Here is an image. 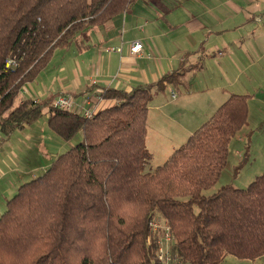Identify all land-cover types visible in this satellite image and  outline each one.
Segmentation results:
<instances>
[{"label":"trees","instance_id":"obj_1","mask_svg":"<svg viewBox=\"0 0 264 264\" xmlns=\"http://www.w3.org/2000/svg\"><path fill=\"white\" fill-rule=\"evenodd\" d=\"M137 1L0 0L1 135L10 138L46 113L64 143L82 136L6 201L0 264H160L153 221L169 227L179 264L264 257V172L245 189L202 194L220 179L249 96L230 95L150 174L143 172L152 159L145 146L149 103L155 92L182 84L186 70L130 91L103 88L98 97L115 103L89 118L52 106L57 95L15 105L55 50H68Z\"/></svg>","mask_w":264,"mask_h":264},{"label":"crops","instance_id":"obj_2","mask_svg":"<svg viewBox=\"0 0 264 264\" xmlns=\"http://www.w3.org/2000/svg\"><path fill=\"white\" fill-rule=\"evenodd\" d=\"M156 8L149 5L132 7L128 11L129 15H119L115 20H111L108 28L119 30V38L106 37L101 33L102 28L90 32L87 38L81 36L76 44L66 50L69 51V55H64L68 56L67 59L58 54L57 59H60L57 65L54 63L56 52L63 50H55L45 70L36 80L24 86L18 96L19 103L28 99L40 102L52 95H57L56 99L60 95L69 94L76 104L79 103L80 108L76 109L78 112L90 107L88 100L93 103L97 112L115 103L113 100H91H94L103 88L130 91L156 83L165 74L184 69L186 71L183 73L182 84L176 87L167 86L164 90L155 92L148 107L145 146L151 155H159V165H162L210 118L223 101L230 95L237 94L228 90L233 83L230 86L220 84L218 88L194 86L193 81L202 70V62L206 57L222 58V51L228 46H233L238 41L242 43V48L244 41L238 35L221 34L222 29L201 19L192 17L189 21L182 20L183 23L171 22L169 13L167 17L162 16ZM119 17H122L121 21H117ZM176 31L178 35L175 34ZM211 35L217 37L213 36L211 39ZM216 39H220L221 49L213 46ZM84 40L85 48L79 45ZM135 42L143 45L139 53H131V46ZM64 58L66 62L63 61ZM46 119L42 118L43 122L37 120L35 124L18 131L19 133H12L10 138H4L0 133L2 188L5 181L16 183V178L19 183L22 179L32 180L57 157L49 156L50 160L47 158V164L39 167L38 173L36 169L29 167L28 171L27 167L20 164L19 159L29 161L34 154L39 155L42 152L41 148L45 152L47 145L55 144L50 132L43 130L44 126L48 128ZM37 124H42V131L37 130ZM15 134L24 136L25 143L15 145L14 153L6 154V148H3L6 144L3 141H9ZM57 142L60 149V141ZM45 156L47 157V154ZM13 172L17 174L16 178ZM2 210L4 211V208Z\"/></svg>","mask_w":264,"mask_h":264},{"label":"rangeland","instance_id":"obj_3","mask_svg":"<svg viewBox=\"0 0 264 264\" xmlns=\"http://www.w3.org/2000/svg\"><path fill=\"white\" fill-rule=\"evenodd\" d=\"M140 5L157 7V12L159 13L160 11L162 16L167 17L169 13L170 21L175 23L180 21L183 23L182 20L185 19L189 21L192 17L193 19H201L222 29L221 34L225 33V36L238 35L244 41V47L242 48H240L242 43L238 41L233 46H228L226 50L222 51V58L216 56L206 57L202 62V70L194 79L193 84L194 86L204 85L218 88L220 84L222 86H230L233 83L228 90L249 96V112L246 123L229 144L227 163L220 179L215 186L202 194L205 196L212 195L224 186L245 189L254 181L255 177L260 176L264 172V0H140L132 7H140ZM125 14L129 15L127 11ZM121 18L119 17L117 21H121ZM109 24L107 23L102 27L101 33L106 35V37L117 36L119 38V30L113 31L108 28ZM165 29H167V25ZM175 34L178 35V32L176 31ZM213 36L217 37V35H211L210 38L212 39ZM221 45L220 39H216L213 46L221 49ZM56 53L57 56L54 58L56 65L60 59H57L58 54L60 57L61 55H69V51H57ZM67 57L65 58L67 59ZM65 58L64 60L62 59L64 62L67 61ZM240 74L242 75L240 76ZM19 101V98H17L15 105H18ZM46 117L47 114L45 113L43 118ZM41 121L43 122L44 120L40 119ZM41 125L37 124L38 131H42ZM47 129V127H43V130L50 132L55 144L47 141L50 143L47 145V151L43 152L44 150L41 148L42 152L39 155L34 154L30 158V162L19 159L20 164L23 167H27L28 171L30 170L29 167H31V169H36V173H38L39 167L45 166L50 160L49 156H53V158L59 156L82 139L81 134H79L73 141L64 143ZM16 132L19 133L18 131ZM46 138L47 136L45 135ZM57 140L60 141V149L57 147L59 146L56 144L58 143ZM3 142L6 144V147H3L6 148V154H10L14 153L15 145L25 143V137L21 134H15L9 141L5 140ZM46 154L47 157L45 156ZM160 162L159 155H152V159L146 164L143 172L152 173L156 167L160 166ZM29 164L32 165L29 166ZM237 166L240 167L235 174ZM13 175L15 178L17 177L14 172ZM16 179V183L5 181V186L3 188L0 186V215L6 210V201L12 196L14 197L13 194L16 193L18 188L30 180L22 179L20 180L21 183H19L18 178ZM3 208L4 211L2 210ZM194 210L197 212V208ZM221 264H264V257H260L255 261H246L226 256Z\"/></svg>","mask_w":264,"mask_h":264},{"label":"built area","instance_id":"obj_4","mask_svg":"<svg viewBox=\"0 0 264 264\" xmlns=\"http://www.w3.org/2000/svg\"><path fill=\"white\" fill-rule=\"evenodd\" d=\"M143 45L140 42H135L131 46V53H139L141 51V48ZM174 97V95H172ZM92 101H100L101 99L96 96ZM90 107H88L85 110L81 109V113L84 117H91L95 113V106H93V103L90 102V100L87 101ZM56 108L64 109V110H73L78 112V108H80L79 103L76 104L73 97L69 94H63L58 96L54 101L53 105ZM77 109V110H76ZM151 228L152 232L158 234L157 239V250L156 255L157 259L160 264H179V261H177V257L172 252V243L173 238L170 233L169 227L166 225V223L162 221H153L151 222Z\"/></svg>","mask_w":264,"mask_h":264}]
</instances>
